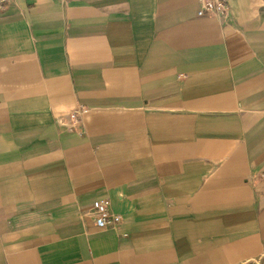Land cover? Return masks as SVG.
<instances>
[{
	"label": "crops",
	"instance_id": "obj_1",
	"mask_svg": "<svg viewBox=\"0 0 264 264\" xmlns=\"http://www.w3.org/2000/svg\"><path fill=\"white\" fill-rule=\"evenodd\" d=\"M226 4H6L0 264H264V0Z\"/></svg>",
	"mask_w": 264,
	"mask_h": 264
},
{
	"label": "built area",
	"instance_id": "obj_2",
	"mask_svg": "<svg viewBox=\"0 0 264 264\" xmlns=\"http://www.w3.org/2000/svg\"><path fill=\"white\" fill-rule=\"evenodd\" d=\"M10 0H0V13L5 8ZM227 0H198V16L212 15L216 17H226ZM86 110L77 108L68 114L71 125L75 126L78 120V115ZM59 122L65 123V118L58 119ZM90 216L93 218L94 224L98 229H116L121 221V216L115 213L110 208L109 200L106 198L94 199L89 209Z\"/></svg>",
	"mask_w": 264,
	"mask_h": 264
}]
</instances>
